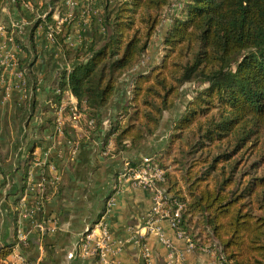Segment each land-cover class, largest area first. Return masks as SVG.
I'll use <instances>...</instances> for the list:
<instances>
[{
  "label": "trees",
  "instance_id": "16d2710c",
  "mask_svg": "<svg viewBox=\"0 0 264 264\" xmlns=\"http://www.w3.org/2000/svg\"><path fill=\"white\" fill-rule=\"evenodd\" d=\"M41 1L33 5L29 44L36 48L41 29L52 35L65 63L52 83L49 123L57 125L62 107L66 115L76 109L83 138H91L100 132L102 111L120 81L132 73L130 99L103 139V150L112 143L118 155L137 150L158 132L186 85L202 86L174 122L167 147L181 176L167 172L160 186L172 214L177 204L183 206L177 226L195 249L217 251L220 264H264V0L181 1L163 37L164 55L146 71L137 68L158 35L162 12L175 0H116L114 6L105 0L101 13L91 16L102 38L75 50L67 42L72 23L59 26L53 17L63 0ZM22 3L16 0L20 12ZM14 40L27 54L24 63L31 60V49L17 34ZM67 94L77 103L65 106ZM63 134L70 140L77 132L64 127ZM33 155L25 166L27 183ZM19 216L18 208L16 241L0 247V264H8L21 243Z\"/></svg>",
  "mask_w": 264,
  "mask_h": 264
},
{
  "label": "crops",
  "instance_id": "0c3cea01",
  "mask_svg": "<svg viewBox=\"0 0 264 264\" xmlns=\"http://www.w3.org/2000/svg\"><path fill=\"white\" fill-rule=\"evenodd\" d=\"M28 1L36 5L41 0ZM30 18L31 14L18 10L16 0L4 1L0 23L11 28L22 27L17 35L31 49L32 59L24 63L27 54L6 39L0 38V42L7 44L8 53L16 59L19 68L31 64L29 73L33 82L40 85L24 94L14 77L16 69L0 73V247L16 241L18 208L23 207V212L28 211L44 224L47 232L41 236L31 219L19 218V229L27 241L16 244L7 263L20 264L13 257L17 254L26 264H167L171 250L161 241L159 229L172 245L175 264H220L217 251L191 248L187 239L177 235L169 219L154 215V191L122 179L126 177V168L136 167L143 157L149 156L145 154L146 145L118 155L113 154L112 143L103 150L104 135L124 105L122 90L118 89L110 105L102 111L100 132L84 140L72 139L78 142L76 152L71 153L72 142L59 134L56 125L49 123L56 93L52 83L58 68L60 65L63 68L65 63L41 29L36 33V48L31 47L29 37L34 22ZM87 26L82 20L71 25L68 39L71 50L86 42L83 35ZM89 41L93 42L94 36ZM51 52L55 53L54 57ZM66 98V104L77 103L70 94ZM149 146L151 143L146 148ZM32 151L27 183L25 166ZM43 182L42 189L32 191L33 186ZM25 184H28L26 190ZM46 192L48 196L44 198ZM110 197L115 206L104 223L112 236L114 252L109 255L108 263H102L96 255L81 254V239L100 220ZM94 246L91 242L89 249ZM71 254L73 258H69Z\"/></svg>",
  "mask_w": 264,
  "mask_h": 264
},
{
  "label": "built area",
  "instance_id": "2783aa9c",
  "mask_svg": "<svg viewBox=\"0 0 264 264\" xmlns=\"http://www.w3.org/2000/svg\"><path fill=\"white\" fill-rule=\"evenodd\" d=\"M87 1L89 2L90 0H87ZM33 5L34 4L29 2L28 0H23L22 11H25L28 14H32L34 12ZM69 5H70V1H67L66 11L68 12L65 15L66 16L65 21L59 22V20L57 21L56 19L59 26L66 24V22L71 19V12L73 11L74 7H71ZM69 8L70 10H68ZM47 10H49V7H47ZM45 16H46V13L44 12L42 14V17L44 18ZM21 29L22 27L19 25H13L11 28V27H7L6 25L0 23V38L6 39L10 45L15 46L17 49H20L15 44L14 35L20 33ZM47 37H48V40L53 44L52 35H47ZM6 45L7 44H3L0 42V73L2 72L7 73L10 69L12 70L16 69V71H14V77L17 78L18 81L20 82V88L23 90L24 94H26V92L28 93L29 91L35 90L37 85L39 86L40 84L36 83V86L34 87L35 82H33L32 80L33 77L29 73L30 66L25 64V65H21L19 68V65H16V59L12 56L11 53H8ZM20 51L22 50L20 49ZM41 62H45V60L42 59ZM65 116L69 117V121L72 122L73 127H77L81 119V115L77 113L76 109H72L71 114L66 115L64 112V107H62L57 113L56 128L59 134H63V128H64V125L66 124L64 120L67 118ZM76 150H77V146H75V148L73 149V153H75ZM122 179L132 181V183L136 186L143 187L148 190L154 191L155 192V207L153 210L154 215H156L157 217L161 219H169L171 221L172 227L177 232V235L180 238H184L189 241V239L185 236L183 232L179 230L177 226V223H178L177 220L180 219L181 217V210L183 206L177 204V208L172 214L171 210L169 209L168 197L166 196V190L164 188L157 186L158 184H161L165 181V172L159 170L152 159L145 157L143 159L141 170L127 171L126 177L122 176ZM44 186L45 185L43 182V183L38 184L37 187L33 186L31 189L32 191L33 190L36 191L37 189H42ZM114 206H115V201L113 197H110L109 199H107L105 210L100 220L97 222V224L92 229H89L87 233L81 239V242H82L81 254L82 255L84 256L89 255V254L96 255L99 257L102 263H108L109 255H111L114 252V243H113V239L110 234V231L107 225L104 223V221L108 217V215L111 214ZM38 209H40L39 204H38ZM23 210L24 209L22 207L20 209L19 218L20 219L21 218L31 219L36 231L40 233L41 236H43L47 232V228L45 227V225L42 223H39L36 219H34V216L30 215L28 211L23 212ZM157 232L159 233L161 241L167 246L169 250H171L170 255H169L170 260L168 261L167 264H175L174 262L175 254L172 251L171 243L165 239L164 234L161 230L158 229ZM18 239L21 243H24L27 241L26 237L24 236V234L21 232L20 229L18 231ZM91 242H94L95 246L90 250L89 246ZM190 245H191V248H194L193 244L190 243ZM206 251L213 252L210 250H206ZM13 257H15L18 260V262H20V264H26L22 256L16 254ZM73 257H74V254L69 255V258H73ZM218 257L220 261L221 259H223V256H218Z\"/></svg>",
  "mask_w": 264,
  "mask_h": 264
},
{
  "label": "rangeland",
  "instance_id": "374dc122",
  "mask_svg": "<svg viewBox=\"0 0 264 264\" xmlns=\"http://www.w3.org/2000/svg\"><path fill=\"white\" fill-rule=\"evenodd\" d=\"M46 1H49V0H46ZM67 1H70L69 6L74 7L73 11L71 12V19L69 20V18H68L69 21H67V22L72 23V24H78V22H80L81 20L87 22L88 26L86 28L85 34L83 35V38L85 39L86 44L87 45L91 44L89 39H91L92 36H94V41H96V42L99 41L102 38V33L98 31L96 22H95V24L91 25V23H92L91 19H92V17H96L98 14L101 13V11H102L101 6L105 0H90L89 2L87 0H63L60 3L59 7H57L55 9V12L53 15L54 19H57V21L59 20V22L65 21V17H66L65 15L68 12V11H66V2ZM111 1H112L111 6H114L116 3V0H111ZM181 1H183V0H175L169 8H166L162 12V14H161L162 23H161V26L158 28V35H156L154 37V39L152 40L150 49L146 53L144 61L142 62V64L137 68V71H146V69H148V67L150 65L157 64L161 60L162 56L164 55L163 46H162L163 37L167 31L168 26L171 23V18L175 14H177L179 9L181 8L180 7ZM40 3H42V1L38 2V4H40ZM70 8L68 10H70ZM46 12L47 11L45 8V13ZM90 21H91V23H90ZM51 55H53V57H54L55 53L51 52ZM60 68H62L61 65L58 69H60ZM131 74H129L128 76L123 78L118 85L119 91H121V90L123 91V97H124L125 101H124V105L121 107V109L118 110V113L115 114L116 116L114 117V119L122 111L123 107H125L127 105L128 101L130 99V94H131V89H132ZM201 87L202 86H199V85H189V84L186 85L181 90L182 96L177 101L174 109H172V110H170L164 114L163 122H162L161 127L158 130V132L154 136L150 137L140 147V148H142L146 145L144 147L146 149L145 154L149 155L146 157L152 159L153 162L155 163V165L158 167V169L161 171H164L165 173L168 172V173H171L173 175H177L178 177L181 176V171L179 170L181 168V166L173 161V156L168 154L167 147H168V144L170 141V137L172 135V129L174 126V122L177 119H179L182 115H184V113L187 110L188 103L194 98L196 91L203 89ZM66 105H74V104H66L65 103V106ZM53 115H54V113L51 116L52 118L54 117ZM65 117H67V116H65ZM64 121L66 123L64 125V127H66V129L68 128L70 131V129L72 127L73 129L76 130V132L78 133L76 136V139L77 138H79L80 140L84 139L83 137H84L86 131L83 128V126L81 125L82 120L79 121L77 127L72 126L73 124H72V122L69 121V117H67ZM60 135H64V134H60ZM72 139L75 140V138H70V140L68 139L69 141L72 142L71 153H73V149H74L73 148L74 141ZM150 143H151V146L146 148L148 145H150ZM102 147H103V144H102ZM107 148H109V146ZM131 151H134V150H131ZM144 158L145 157H143L139 161V163L136 164V167L126 168L125 171H132V170L139 171V170H141ZM157 186L161 187L160 184H158Z\"/></svg>",
  "mask_w": 264,
  "mask_h": 264
}]
</instances>
